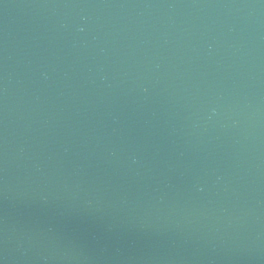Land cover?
I'll use <instances>...</instances> for the list:
<instances>
[{"label":"water","instance_id":"obj_1","mask_svg":"<svg viewBox=\"0 0 264 264\" xmlns=\"http://www.w3.org/2000/svg\"><path fill=\"white\" fill-rule=\"evenodd\" d=\"M0 264H264V0H0Z\"/></svg>","mask_w":264,"mask_h":264}]
</instances>
